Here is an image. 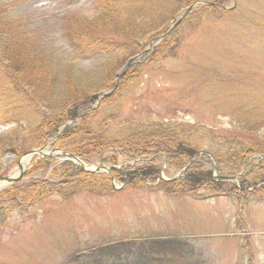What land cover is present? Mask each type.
Returning <instances> with one entry per match:
<instances>
[{"label":"rangeland","instance_id":"rangeland-1","mask_svg":"<svg viewBox=\"0 0 264 264\" xmlns=\"http://www.w3.org/2000/svg\"><path fill=\"white\" fill-rule=\"evenodd\" d=\"M113 1L122 19L141 6L148 16L160 8L167 28L186 11L176 12L177 7L165 0ZM147 1L149 5L143 4ZM222 1L223 12L190 19L183 26L173 57L163 56L166 49L147 61L141 72L134 68L131 73L128 67L125 74L130 78L122 85L119 82L120 91L111 103L104 105L107 96L103 95L113 88L102 90L89 105L96 111L89 124L94 130L105 127L112 139L128 135V124L155 121L185 127V140L213 155L211 165L219 173L212 172L211 181L218 183V175L242 173L248 178L247 187L241 180L233 181L237 194L210 201L189 194L167 196L150 188L179 176L176 183L181 184L196 158L178 168L151 155L147 164L158 159L161 167L158 162L149 166L160 167L159 177L136 188L126 179L143 166L140 159L127 162L123 155L107 152L95 163H85L89 169H100L89 174L100 185L113 188L114 183L116 187L127 183V187L102 196L81 192L68 200L54 195L23 212L0 210V264H264V169L250 172L259 163L254 158L238 168L223 163L228 153L247 152L252 144L264 149V127H235L240 120L261 113L259 109L264 113V0ZM0 7L37 40L38 52L59 65V82L65 77L61 72L72 69L71 76L79 84L88 83L97 90L104 83L117 85L125 64L138 55L130 56L133 46L123 44L127 38L121 32L108 30L97 33L94 47L80 40L84 54L74 52L67 29L76 19L95 20L101 14L99 0H0ZM151 40H146L147 48ZM119 55L129 59L108 80L102 63ZM52 100V107L59 111L62 97ZM0 106V136L6 135L2 141L15 142L14 152L0 150V179L17 175L20 161L32 150L63 162L62 155L51 149V140L46 148L38 147L36 132L45 103L36 104L26 94H11L3 64ZM81 118L67 119L59 130L78 126ZM37 157H31L25 176ZM108 157L116 165L106 162ZM215 157L221 159L220 166ZM114 167L127 171L123 180L113 179Z\"/></svg>","mask_w":264,"mask_h":264},{"label":"trees","instance_id":"trees-1","mask_svg":"<svg viewBox=\"0 0 264 264\" xmlns=\"http://www.w3.org/2000/svg\"><path fill=\"white\" fill-rule=\"evenodd\" d=\"M165 1L174 4L177 7L176 12L188 9L199 1L207 2L211 5H200L196 11H192L171 34L160 41L159 45L147 52L139 61L131 64V73H133L134 68H136L137 72H141L147 61L154 59L158 54L164 53L166 49L167 51L163 56L173 57L179 47L181 30L183 26L190 23V19H202V16L208 13L217 14L223 12L222 0ZM99 2L101 14L95 20L91 21L87 18L76 19L67 29L68 41L74 47V52L79 53V55L85 52L84 48L78 46L80 44L79 41L85 40L94 47L99 40V34L97 33L101 31L121 32L127 38V41L123 42V44L125 46H133L132 51L134 52L130 55L132 57L143 53L147 49L146 40L150 41L157 38L158 41V37L168 30L166 27L167 19L161 13L160 8L153 9L152 14L148 16L143 13V7L141 6L138 7L136 12L122 19L113 0H99ZM143 4L147 5L148 1ZM6 12L0 7V64H3L5 68L11 94H26L36 104L45 103V111H41L39 115L40 122L36 132L39 148L43 147L49 140L57 138L52 144V148L76 155L87 164L95 163L107 152L123 155L127 162L140 159L143 166L141 165L136 171L129 173L126 179L129 184L136 186V188L137 186H144L146 181L152 183L159 177L161 164L158 159L157 161L150 160V164L158 162L160 167H152L147 164L151 155L158 157L164 162L166 161L167 164L181 168L198 153L205 151L185 140V137L188 136L185 127H175L168 122L157 123L154 121L141 122L139 125L128 124V135L114 139L107 136L108 132H106L105 127L100 130H94L90 126L89 120L96 114V111H91L92 106L89 107V105L95 103L97 95L102 90L113 88L115 84L108 83L105 85L104 83L103 86L99 87V90L95 87H90L88 83L79 84L71 76L72 69L65 74L61 72L65 77L62 82H59V65L52 64L47 55L38 52L37 45L39 43L37 40L27 33L24 29L25 27L19 21L11 19ZM128 59L124 55H119L115 58L110 57L103 62L101 69L105 77L108 80L109 78H115L119 68ZM129 75L127 73L123 76L121 85L130 78ZM104 82L106 81L104 80ZM120 88L118 87L104 99V105L111 103L114 95L119 93ZM57 95L62 97V105L58 108L59 111H55L51 103V100ZM255 107L261 108V105ZM241 108L247 111L246 108ZM88 110L89 114H86ZM258 111L261 113H256L254 118L249 116L251 118L246 121L240 120L235 127H243L244 130H251L253 129L252 127H264V113L262 109ZM77 116L82 117L78 126L65 127L60 132V126L67 119ZM161 130L164 131L162 132ZM4 136H0V141L2 142L0 150L4 148L9 152H14L15 142L4 141V143L2 141ZM27 150L29 149H24L23 152ZM263 150L260 145L252 144L248 147L247 152L234 151L228 153L224 157L223 163L228 161V164L238 168L240 165L244 167L246 160L251 161L254 158L259 163L252 165L250 172L262 170L264 169V160L260 161V158L256 157L262 154ZM215 158L218 166H220V163H222L221 159L219 157ZM105 161L116 165L112 157L106 158ZM205 163L206 165L209 164L208 168ZM32 165L31 170L26 174L23 181L4 189L0 193L1 211L9 213L13 211H28L54 195L68 200L81 194V192L97 193V195L102 196L113 191L111 187L100 185L101 182L95 181L93 174L84 173L79 167L69 162L57 163L52 158H36ZM192 167L193 170L188 173L186 180L181 181V184L176 183V181H161V185L157 189H150L152 191H163L167 196L189 194L198 199L237 194L238 190L233 189L231 184L211 181L212 165L209 156H197ZM126 173L127 171L120 170L114 171L112 175L116 180H123ZM139 174L142 176L141 178ZM105 178L107 181L110 180L107 176ZM241 181L243 187L246 188L248 178L244 176ZM98 189H101V191H98ZM204 190L212 195L207 196L202 193Z\"/></svg>","mask_w":264,"mask_h":264},{"label":"water","instance_id":"water-1","mask_svg":"<svg viewBox=\"0 0 264 264\" xmlns=\"http://www.w3.org/2000/svg\"><path fill=\"white\" fill-rule=\"evenodd\" d=\"M194 6L190 7L186 12L185 14L183 15V17L177 22L175 23L170 29L169 31L162 35L160 38L163 39L165 36H167L168 34H170L171 32H173V30L175 29V27H177L182 21L183 19L186 17V15L188 13L191 12V10L193 9ZM155 42V39L152 41L151 43V46L149 47V49H147L145 52H143L142 54H140L139 56H137L136 58H133L131 60L128 61L127 65L124 67V70L122 71V73L119 75V80L121 79V77L123 76V74L125 73V71L127 70V68L130 66L131 62L133 61H136L138 60L139 58H141L147 51H149L150 49L153 48V43ZM119 80L117 81V83L119 82ZM109 94V93H108ZM104 95H107L104 94ZM41 155L42 157H45V156H49V155H46L44 153H42V150H36V151H32L29 153V155ZM202 154H205V155H208V153H202ZM61 155H63L64 157H66L67 159L73 161L74 163H77L81 169L83 171H86V172H99L100 169H97L95 168L94 170H90L89 167H87L79 158H77L76 156L72 155V154H67V153H61ZM190 166V165H189ZM189 166H187L185 168V172L188 171L189 169ZM20 167V165H19ZM214 170L216 171V166L214 165ZM23 176H24V170H20L18 176L16 177H4V178H1L0 179V184L4 185V186H8V185H13L19 181H21L23 179ZM241 174L238 175V176H235V177H224V176H217V178L220 180V181H225V182H232L234 180H238L239 178H241Z\"/></svg>","mask_w":264,"mask_h":264},{"label":"bare ground","instance_id":"bare-ground-1","mask_svg":"<svg viewBox=\"0 0 264 264\" xmlns=\"http://www.w3.org/2000/svg\"><path fill=\"white\" fill-rule=\"evenodd\" d=\"M32 156H33V155H28V156L24 157V158L20 161V167H19V170H24V169L27 167V165H28V163H29V161H30V159H31ZM14 176H15L14 174L10 175L11 178L14 177ZM3 186H4V185L0 184V189H1Z\"/></svg>","mask_w":264,"mask_h":264}]
</instances>
